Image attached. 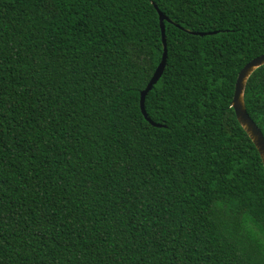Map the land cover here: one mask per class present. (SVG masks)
Wrapping results in <instances>:
<instances>
[{
  "label": "trees",
  "instance_id": "obj_1",
  "mask_svg": "<svg viewBox=\"0 0 264 264\" xmlns=\"http://www.w3.org/2000/svg\"><path fill=\"white\" fill-rule=\"evenodd\" d=\"M261 55L264 0H0V264H237L208 209L264 220ZM244 101L264 135V66Z\"/></svg>",
  "mask_w": 264,
  "mask_h": 264
},
{
  "label": "clouds",
  "instance_id": "obj_2",
  "mask_svg": "<svg viewBox=\"0 0 264 264\" xmlns=\"http://www.w3.org/2000/svg\"><path fill=\"white\" fill-rule=\"evenodd\" d=\"M235 207V206H234ZM208 214L218 226L221 239L237 259V264H264V220L230 215L223 203L210 205Z\"/></svg>",
  "mask_w": 264,
  "mask_h": 264
},
{
  "label": "water",
  "instance_id": "obj_3",
  "mask_svg": "<svg viewBox=\"0 0 264 264\" xmlns=\"http://www.w3.org/2000/svg\"><path fill=\"white\" fill-rule=\"evenodd\" d=\"M160 27H161V34H162V43H163V55L160 64L158 65L155 73L153 74L151 80L149 81L147 87L143 92H141L140 95V110L142 112V115L144 118L153 126L160 127V125H157L153 123L147 116V113L145 111V97L153 88V86L158 82L160 79L165 65H166V59H167V49H166V43H165V26L163 24L164 21H168L166 17H164L162 14H160ZM197 35H205V33H194ZM261 66H264V55H261L252 61H250L248 64H246L241 71L238 73L236 83H235V89H234V95L231 102V108L233 109L236 119L242 129L245 131L247 136L252 141L253 145L255 146L263 168H264V135L262 131L259 129V127L256 125V123L252 120V118L247 113L246 107H245V101H244V93L245 88L248 79L250 76Z\"/></svg>",
  "mask_w": 264,
  "mask_h": 264
}]
</instances>
